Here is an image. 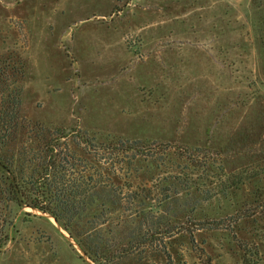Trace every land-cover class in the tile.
<instances>
[{"label": "rangeland", "instance_id": "obj_1", "mask_svg": "<svg viewBox=\"0 0 264 264\" xmlns=\"http://www.w3.org/2000/svg\"><path fill=\"white\" fill-rule=\"evenodd\" d=\"M19 62L20 115L32 124L208 148L226 173L264 159V0H0L1 78ZM14 212L0 264H94L50 215ZM134 226H105L110 254ZM193 241H147L114 264H169L163 247L173 264H242L237 241L256 245L264 264L260 219Z\"/></svg>", "mask_w": 264, "mask_h": 264}, {"label": "trees", "instance_id": "obj_2", "mask_svg": "<svg viewBox=\"0 0 264 264\" xmlns=\"http://www.w3.org/2000/svg\"><path fill=\"white\" fill-rule=\"evenodd\" d=\"M13 70L8 82L0 69V255L14 209L24 207L50 215L94 264H114L123 256L118 252L130 254L147 241L164 245L182 234L194 242L196 232L264 221V159L226 173L219 154L208 148L110 136L100 140L82 131L70 135L32 124L20 115L22 89L14 79L21 63ZM246 187L250 193L228 206L231 213L217 217L214 210ZM94 210L99 212L78 231L79 222ZM128 223L135 226L125 234L127 242L110 254L101 232ZM237 247L242 264L260 261L256 245L237 241Z\"/></svg>", "mask_w": 264, "mask_h": 264}]
</instances>
